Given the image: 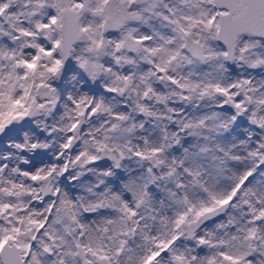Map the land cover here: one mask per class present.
I'll return each instance as SVG.
<instances>
[{
  "label": "snow or ice",
  "instance_id": "1",
  "mask_svg": "<svg viewBox=\"0 0 264 264\" xmlns=\"http://www.w3.org/2000/svg\"><path fill=\"white\" fill-rule=\"evenodd\" d=\"M0 264H264V0H0Z\"/></svg>",
  "mask_w": 264,
  "mask_h": 264
}]
</instances>
